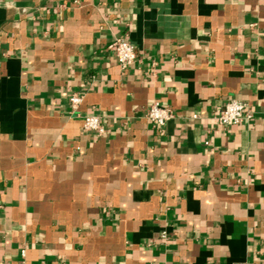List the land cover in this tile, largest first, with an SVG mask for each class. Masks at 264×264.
Instances as JSON below:
<instances>
[{
  "label": "crops",
  "instance_id": "crops-1",
  "mask_svg": "<svg viewBox=\"0 0 264 264\" xmlns=\"http://www.w3.org/2000/svg\"><path fill=\"white\" fill-rule=\"evenodd\" d=\"M0 264H264V0H0Z\"/></svg>",
  "mask_w": 264,
  "mask_h": 264
},
{
  "label": "built area",
  "instance_id": "built-area-1",
  "mask_svg": "<svg viewBox=\"0 0 264 264\" xmlns=\"http://www.w3.org/2000/svg\"><path fill=\"white\" fill-rule=\"evenodd\" d=\"M109 49L114 53L116 60L122 69L128 68L134 64L138 54L134 44L125 38H116L109 44ZM83 101V95L73 93L69 96V103L72 112H77L79 105ZM175 116L174 110L170 106L163 105L159 102L152 103L146 112L147 119L154 128L163 129L169 120ZM85 131L94 132L102 135L106 131L105 124L101 116L97 114H86L81 116ZM254 117L249 104L243 100L230 99L216 116L219 125L228 127L232 125H241L250 122ZM161 237L167 238L168 232L163 230ZM25 252L22 251L24 256Z\"/></svg>",
  "mask_w": 264,
  "mask_h": 264
}]
</instances>
